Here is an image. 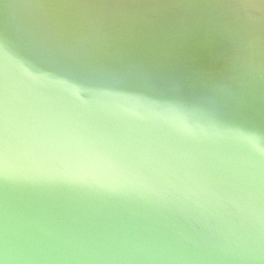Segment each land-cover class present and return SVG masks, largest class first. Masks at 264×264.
<instances>
[{
	"label": "water",
	"instance_id": "water-1",
	"mask_svg": "<svg viewBox=\"0 0 264 264\" xmlns=\"http://www.w3.org/2000/svg\"><path fill=\"white\" fill-rule=\"evenodd\" d=\"M0 264H264V0H0Z\"/></svg>",
	"mask_w": 264,
	"mask_h": 264
}]
</instances>
